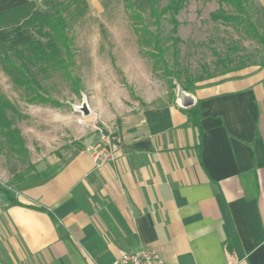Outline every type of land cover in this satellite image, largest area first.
<instances>
[{"label": "crops", "instance_id": "crops-1", "mask_svg": "<svg viewBox=\"0 0 264 264\" xmlns=\"http://www.w3.org/2000/svg\"><path fill=\"white\" fill-rule=\"evenodd\" d=\"M30 1L46 11L53 5ZM84 1L93 35L82 43L98 59L105 0ZM3 31L7 55L37 37L21 26ZM123 43L130 54H108L114 67L105 79L121 73L139 89L137 103L112 83L94 100L106 137L98 162L88 151L96 130L8 187L17 205L0 192V264H112L141 249L164 264H264V68L194 89L197 127L153 88L151 65L132 54L137 43Z\"/></svg>", "mask_w": 264, "mask_h": 264}, {"label": "rangeland", "instance_id": "rangeland-1", "mask_svg": "<svg viewBox=\"0 0 264 264\" xmlns=\"http://www.w3.org/2000/svg\"><path fill=\"white\" fill-rule=\"evenodd\" d=\"M58 1L66 7L64 17L68 25V36L72 40L71 58L68 60L67 69L73 79L80 80V84L79 86L73 84L67 78L65 70L47 67L43 72L33 68V73L37 75V80L43 88L44 93L41 92V95L59 106L32 104L27 102L29 93L15 86L12 76L7 74L0 64V99L7 102L6 116L12 128L19 130L26 150L24 152L15 145L13 146L15 149L11 148L8 137L3 134L5 130L0 128L1 186L17 187V182L37 172L53 153L62 160L69 151L76 148L75 144L82 140L85 133L91 136L97 127L99 128L94 100L105 99V88L112 83L125 89L131 101L137 103L138 97L135 94L139 89L135 91L133 84L121 73L118 72V78L113 81L105 79V74H108L110 66H113V63L110 65L108 56L117 49L130 54L125 50L128 45L126 42L123 43L124 40L137 43V49L133 47L135 52L132 54L135 55L137 51V54L147 59L152 69L150 78L153 88L162 93L167 92L168 97L170 93L175 94L172 83H176L177 80L180 82L190 80L191 85L197 88L226 79L233 74L263 68L264 48L247 26L211 20L210 14L220 7L218 0H186L176 17L179 23L176 36L180 42L175 47L172 46L170 17H164L160 45L164 49L166 68L159 58L151 59L141 53L154 52L152 43L145 44L151 37L143 30L135 34L132 24L140 29V22L135 18L134 23H131L121 0H105V29L99 25L96 32L105 45L103 48L99 47L98 59L93 58V49L88 44L84 47L82 43H89V33L90 36L93 35V26L85 17L88 8L85 1ZM166 2L167 0H161L159 7H163ZM222 9L234 13L229 7L223 6ZM37 10L46 11L40 7H37ZM136 10L143 17V26L147 31L156 34L147 7L143 6ZM247 11L256 31L264 37V0L249 1ZM79 21L85 25L83 35L77 33L76 24ZM3 32V29H0L1 36ZM81 36L83 41L80 39ZM79 43L83 46H79ZM2 47L0 41V54L7 55ZM21 49L26 51V47ZM102 54H105V59L99 57ZM10 57L12 62L19 66V61L12 54ZM113 61L116 65L115 60ZM84 107H87L89 113L82 112ZM72 125L79 127L77 131H72Z\"/></svg>", "mask_w": 264, "mask_h": 264}, {"label": "trees", "instance_id": "trees-1", "mask_svg": "<svg viewBox=\"0 0 264 264\" xmlns=\"http://www.w3.org/2000/svg\"><path fill=\"white\" fill-rule=\"evenodd\" d=\"M124 3L126 15L131 23L134 19L140 22V29L133 25L135 34L143 30L151 40L145 44L152 43L154 52H141L143 55L153 59L159 58L162 65L166 68L167 63L163 58L164 49L160 45V32L164 17H170L172 46L180 42L176 36L178 32L179 23L176 19L179 12L184 7L186 0H167L163 7H159L161 0H121ZM219 9L210 14L213 21H221L228 24H244L250 32L259 39V42L264 48V37L260 36L256 31L254 25L251 23L247 5L251 0H218ZM147 7L149 15L153 20L156 34L147 31L143 26V17L137 12L141 7ZM229 7L234 13L225 12L223 8ZM66 7L58 0H53V5L49 11H38L35 4L30 0H0V29L10 30L17 26L30 29L38 37L28 44L26 51L18 49L12 53V56L19 61V66L12 62L10 55L0 54V64L3 66L4 71L12 76L13 83L17 87H21L29 93L28 103L32 104H50L55 107L59 105L43 97L41 94L43 88L37 80V75L33 73V68H38L39 71L45 72L47 67L58 68L65 70L67 78L76 86H79L80 80L73 79L68 72L69 61L71 58V43L72 40L68 36V25L64 17ZM44 39L45 41H41ZM69 60V61H68ZM223 63V62H221ZM264 68V63L262 64ZM176 85H180L185 91L192 93L195 87L191 85L190 80L172 83V88L175 89ZM42 92V93H41ZM169 98L175 101V94L170 93ZM7 102L0 99V128L5 130L3 134L8 137L9 145L18 146L22 151L26 152L23 146V139L19 130L13 129L10 121L8 120L5 108ZM189 120L194 126L198 127V111L196 106L185 111ZM15 149V148H14ZM0 192H2L10 204L17 205L18 202L12 197L11 192L7 186L0 185ZM43 210L42 208H38Z\"/></svg>", "mask_w": 264, "mask_h": 264}, {"label": "built area", "instance_id": "built-area-1", "mask_svg": "<svg viewBox=\"0 0 264 264\" xmlns=\"http://www.w3.org/2000/svg\"><path fill=\"white\" fill-rule=\"evenodd\" d=\"M101 133L99 142L88 146V151L91 152L94 162L103 157L101 143L105 140V136L102 131L97 128ZM112 264H164L159 254L151 249H141L132 252L122 253L114 259Z\"/></svg>", "mask_w": 264, "mask_h": 264}, {"label": "water", "instance_id": "water-1", "mask_svg": "<svg viewBox=\"0 0 264 264\" xmlns=\"http://www.w3.org/2000/svg\"><path fill=\"white\" fill-rule=\"evenodd\" d=\"M196 103H197V100L192 93L185 91L180 85H176L175 104L179 108L183 110H187V109L194 107ZM82 112L85 114L89 113L87 107H84L82 109ZM104 133L105 135H107V132H104Z\"/></svg>", "mask_w": 264, "mask_h": 264}]
</instances>
